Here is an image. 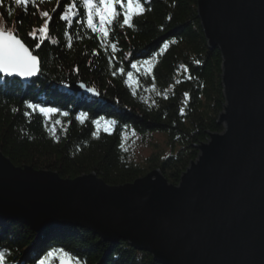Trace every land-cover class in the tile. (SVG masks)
Segmentation results:
<instances>
[{"label": "trees", "instance_id": "1", "mask_svg": "<svg viewBox=\"0 0 264 264\" xmlns=\"http://www.w3.org/2000/svg\"><path fill=\"white\" fill-rule=\"evenodd\" d=\"M144 6L133 27L107 26L110 34L102 39L80 22L86 19L82 9L68 23L57 15L62 0L61 7L47 0L39 8L50 12L52 22L41 42L43 20L31 4L25 11L14 0L0 2V26L14 30L41 60L40 73L30 80H0V150L13 163L51 169L66 178L96 172L110 184L134 181L159 168L178 184L199 157L198 144L224 130L219 121L226 103L223 57L207 37L199 0H147ZM33 29L35 40L28 35ZM75 82L97 95L73 89ZM27 102L60 112L50 117L31 113ZM81 113L86 114L83 122ZM146 145L152 151L143 155L139 148ZM56 249L79 264H165L128 240H105L85 226L38 232L0 216L6 264H39ZM58 261L59 256L49 264Z\"/></svg>", "mask_w": 264, "mask_h": 264}, {"label": "water", "instance_id": "2", "mask_svg": "<svg viewBox=\"0 0 264 264\" xmlns=\"http://www.w3.org/2000/svg\"><path fill=\"white\" fill-rule=\"evenodd\" d=\"M198 9L222 52L224 130L198 144L179 183L159 168L122 184L96 172L66 178L16 165L0 150V216L38 232L85 226L165 264H264V0H199Z\"/></svg>", "mask_w": 264, "mask_h": 264}, {"label": "snow or ice", "instance_id": "3", "mask_svg": "<svg viewBox=\"0 0 264 264\" xmlns=\"http://www.w3.org/2000/svg\"><path fill=\"white\" fill-rule=\"evenodd\" d=\"M2 2V0H0ZM47 0H14V4L21 6L27 11V7L31 6L39 12V16L42 18L43 23L39 27L38 32L41 37V42L43 39L48 37L49 25L52 22V15L47 10H40L39 5L46 3ZM63 7H61V0H57V7H61L60 12L57 14L60 20H64L71 23L72 20L79 16L80 9L86 14V19L80 21L85 23L87 28L91 29L93 33H97L101 38L109 36V30L107 26L116 24L119 27H133L132 20L135 16L143 14L146 9L144 3L147 0H62ZM53 12L56 11L54 8ZM11 15V10L8 12ZM33 15L36 12L32 13ZM122 18V22H121ZM22 23V21H21ZM28 35L33 36L36 39L37 30L33 29L28 33ZM71 37H69V41ZM56 41H53L55 43ZM69 46H71L69 44ZM34 47L39 48L40 44H34ZM113 50H115V45H112ZM199 62V61H197ZM146 66L151 65L150 60L143 61ZM133 68L137 67V64H132ZM40 60L38 55H33L29 47L18 38V35L11 30H5V27L0 26V80L3 77H13L19 76L22 78H30L36 76L40 73ZM129 79L132 78V74H128ZM191 78V77H189ZM89 91H94V89H89ZM187 96V93H185ZM27 108L31 110V113L43 114L45 117H50L51 114L60 112L59 108L55 107H44L38 103L27 102ZM31 113H25V115H31ZM64 116H68L69 113L63 112ZM86 114L81 113L78 119L83 122V117ZM56 124H60L61 121L56 120ZM97 125L100 121H96ZM107 130V129H106ZM59 256L60 264H79L75 261L68 252L63 249H56L47 253L44 259L39 261V264H49L50 260ZM0 264H6V254L0 252Z\"/></svg>", "mask_w": 264, "mask_h": 264}, {"label": "rangeland", "instance_id": "4", "mask_svg": "<svg viewBox=\"0 0 264 264\" xmlns=\"http://www.w3.org/2000/svg\"><path fill=\"white\" fill-rule=\"evenodd\" d=\"M32 49V48H31ZM162 140H163V138H162ZM139 150L141 151V153L143 154V155H148V154H150L151 153V151H152V148L151 147H149V145L147 146H141L140 148H139Z\"/></svg>", "mask_w": 264, "mask_h": 264}]
</instances>
